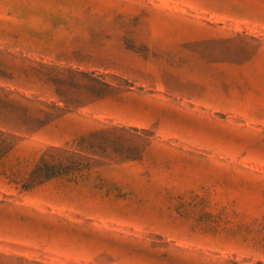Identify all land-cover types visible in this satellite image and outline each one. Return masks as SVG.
<instances>
[{"label": "rangeland", "instance_id": "rangeland-1", "mask_svg": "<svg viewBox=\"0 0 264 264\" xmlns=\"http://www.w3.org/2000/svg\"><path fill=\"white\" fill-rule=\"evenodd\" d=\"M0 264H264V0H0Z\"/></svg>", "mask_w": 264, "mask_h": 264}]
</instances>
